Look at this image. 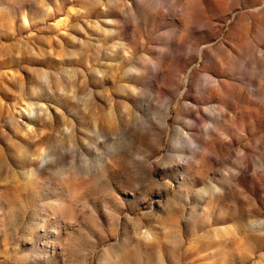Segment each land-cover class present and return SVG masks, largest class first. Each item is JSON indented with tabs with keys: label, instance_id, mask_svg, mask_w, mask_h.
<instances>
[{
	"label": "rangeland",
	"instance_id": "obj_1",
	"mask_svg": "<svg viewBox=\"0 0 264 264\" xmlns=\"http://www.w3.org/2000/svg\"><path fill=\"white\" fill-rule=\"evenodd\" d=\"M0 264H264V0H0Z\"/></svg>",
	"mask_w": 264,
	"mask_h": 264
}]
</instances>
